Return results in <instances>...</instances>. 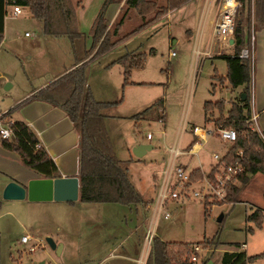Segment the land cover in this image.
Instances as JSON below:
<instances>
[{"label":"rangeland","instance_id":"374dc122","mask_svg":"<svg viewBox=\"0 0 264 264\" xmlns=\"http://www.w3.org/2000/svg\"><path fill=\"white\" fill-rule=\"evenodd\" d=\"M154 1L164 5L167 0ZM12 10L13 7L7 9L5 38L0 47V108L3 110L30 86V75L53 73L70 52L69 39L46 36L42 21L34 18L28 7H22L18 17H12ZM217 11L207 0H190L168 20H158L125 40L100 60L101 63L92 62L88 71L99 98L123 100L119 106L107 111L119 116V122L114 127L109 124V129L119 160L129 171V177L143 199L150 203L151 210L143 214L140 205L137 209L80 201L73 204L53 201L37 207L30 201L2 199L1 264H145L156 237L164 242L198 244L209 241L211 244L206 249L201 247L196 264H215L218 259L222 263L226 252H241L249 257L264 253V228L255 229L254 233L248 231L249 227L255 228L247 222L249 211H252L251 201L228 203L225 201L228 190L222 196L216 195L215 180L207 179L206 174L201 181L178 182L168 152V148L180 140V149L185 151L192 136L183 133L180 139L182 127L198 125L214 129L212 124L205 123V102L224 100L226 117L231 103L242 96L240 90L219 79L228 68L224 59L215 57L203 62V56L197 54L198 50L202 52L203 45L210 44ZM240 11L241 6L236 23ZM252 13L254 15V0ZM122 19L119 39L148 21L135 10L124 11ZM152 50L155 54H151ZM133 52L147 53L148 58L141 69L132 71L131 81L148 80L160 85L138 84L123 88V69L119 66V70L113 69V77H110L117 87L115 92L111 89L108 94L105 77L99 73L101 65ZM171 52L177 55L171 57ZM162 98L165 99L164 122L130 119ZM213 115L214 119L219 118V111L215 110ZM252 127L255 128L254 124ZM149 135L151 139H148ZM139 145L154 147L141 161L133 152ZM225 151L226 145L216 133L197 156L178 159L176 165L188 167L186 170L176 167L183 168L187 174H191L194 167L209 169L216 163L214 155L222 157ZM169 183V192L178 193L179 199H171L160 208V192ZM249 190L250 195L257 198L261 196L260 192L264 193V185L253 184ZM193 193L201 196L195 197ZM204 201L212 203L207 214ZM167 215L168 219L165 218ZM27 234L33 240L29 245H22L20 240ZM48 239L63 245L61 254L51 248ZM215 239L220 243L218 247L214 244ZM243 244L247 247L243 248ZM32 246H37V250L30 253ZM250 264H264V258Z\"/></svg>","mask_w":264,"mask_h":264},{"label":"trees","instance_id":"16d2710c","mask_svg":"<svg viewBox=\"0 0 264 264\" xmlns=\"http://www.w3.org/2000/svg\"><path fill=\"white\" fill-rule=\"evenodd\" d=\"M116 1L105 0L89 35L82 33L78 25L77 10L81 7L83 0H16V4L28 7L34 18L42 21L45 35L56 38L66 37L71 44L77 67L39 92L34 99L61 108L81 132L80 173L77 177L80 181L79 201L87 204H116L128 207H139L140 205L146 213L149 203L136 189L129 177L128 170L119 160L106 127L105 117L102 114L103 110L116 106L122 101L118 103L98 102L88 87L86 71L92 62L106 56L125 40L148 28L170 11L184 6L190 0H167L164 5L158 4L154 0H125L119 19L109 28L106 18L107 9ZM220 1L216 0L218 6L221 5ZM239 2L241 11L237 23V39L234 44L235 55L221 56L227 63L228 75L219 79L222 82L229 81L234 88L244 87V85L246 87L242 96L231 103L232 108L227 112L226 117L224 100L207 101L204 104L207 122H214L217 129H234L238 134L236 142L230 146L227 154L223 157V162L227 165L241 164L244 168V172L239 174L228 188L226 201L231 204L241 201L242 189L236 185V182L246 185L249 182V176L259 173L264 175V138L252 127L253 122L251 121L252 61L240 58L242 50L251 46L253 34L264 31V0H254V15L252 0H239ZM6 3L7 0H0V47L5 36ZM126 10L127 13L130 10H135L138 16L148 21L134 32L119 39V32L124 20H120V17ZM89 38L91 45L88 48ZM151 54H155V51L152 50ZM147 58V53L133 52L112 64L123 68V88L135 84L130 79L132 71L142 68ZM244 95L245 100H243ZM164 107L165 100L162 98L130 119L164 122ZM215 110L219 111V118L212 120ZM13 111H8L4 116L5 120L12 121L9 127L13 132V138L2 139L0 136V144L6 150L17 153L21 157L23 165L41 175L43 179L61 178L53 159L42 146L38 147L40 141L33 130L24 122L11 119ZM218 170L219 167L208 174L207 178L215 180ZM203 176L204 174L200 170L191 173L193 182L201 181ZM204 203L207 214L208 207L212 203L209 201H204ZM247 222L255 226V228L249 227L250 233H254L255 229H263V212L254 210L248 215ZM216 243V247H218L220 243L215 239L214 244ZM210 244L209 241L198 244L164 242L156 237L153 239L152 248L145 264H196L192 261L195 246L206 249ZM262 258H264V253L256 257H249L241 252H226L222 263L218 259L215 264H250Z\"/></svg>","mask_w":264,"mask_h":264},{"label":"crops","instance_id":"0c3cea01","mask_svg":"<svg viewBox=\"0 0 264 264\" xmlns=\"http://www.w3.org/2000/svg\"><path fill=\"white\" fill-rule=\"evenodd\" d=\"M104 2L105 0H83L81 7H79L77 10L78 25L82 33L89 35V31L94 21L96 20ZM124 2L125 0H117L115 3L111 4L107 9L106 18L108 20L109 28L112 26L114 22H116L119 19ZM207 2L209 5L214 4L215 7L218 9V11H217L216 19L213 23L210 44L209 46L208 43H206V45H203L204 48L202 52L198 50L197 54L203 56L202 58L203 62L207 59L221 57L223 55L234 56L235 55L234 45L227 46L219 37L217 38V36L214 35L215 23L218 14L221 10L222 4L218 6L216 0H207ZM176 10L177 9L170 11L160 20H166V19L168 20ZM26 36H28V34H26ZM62 38H66V37H59L58 39H62ZM215 38L217 39L215 40ZM90 45H91V39L89 38L88 48L90 47ZM106 56L95 61V63L98 64L101 63L100 60H102ZM62 61L63 62L61 63V66L58 69H56L53 73L47 74L46 72L43 74L39 73V74H34L32 76L30 75V77H28L30 81L29 82L30 86L25 91H23L21 95H19L16 99H14L13 103L9 107H6L4 110L0 108V111L8 112L10 110H14L11 114V119L13 121H22L33 130L38 140L40 141V146H42L47 151L49 156L53 159V161L57 165L60 177H78L80 173V159H81L80 130L73 124V122L70 120L66 112L63 111L61 108L34 99V97H36L39 94V92L46 89L48 86H50L51 84L62 78L63 76L67 75L77 67L75 65L74 56L72 54L71 44H70L69 54L67 53V57L65 59L62 58ZM115 61L116 60L101 65V70H100L101 72H99L103 77H105L104 82L105 85L107 86L105 90H107L108 94L109 91H111V89L115 92V89L117 87L116 83L113 82V79L110 78L113 77L111 74L114 68H117L119 70L118 68L119 65L117 64L112 65ZM199 63L200 62L198 61V65ZM91 66L92 64H90L87 68L86 78H87L88 87L93 93L95 99L98 102H102V103H118L119 101H111V99H109L108 97L102 99L98 97V95L96 94L95 90L92 87L91 74L88 72ZM227 75H228V68L224 70V73L221 74V77H226ZM131 82L135 84L126 87V89L134 87L135 85L138 84L141 85L146 84V86L160 85V83H155L148 80H135ZM227 84H229L230 86L229 81L225 82V85ZM250 86H251V103H250L251 113L252 116L253 115L257 116V126L256 125L254 126L256 131H258L261 134V136L264 138V31H258L255 33V66L253 68L252 81ZM237 90L243 92V87H238ZM252 95L254 96L253 103H252ZM116 106H119V104ZM16 107L18 108L16 109ZM111 108L112 107L103 110L102 114L105 117L106 127L111 142L113 144L114 150L117 154V146L115 144L114 139L112 138L113 135L109 129V124L112 127H114L115 124L119 122V116L112 115V112H107ZM206 120L207 118L205 115V123H207ZM212 120H214V116L212 117ZM210 124L213 125L214 129H207L206 126L201 127L198 125H193V127L191 128H185V126L182 127L180 139L182 138V135L186 133H189L192 137L190 142L185 146V151L180 149L184 153L180 157L188 156V155L197 156L200 153L204 144H208L210 139L213 138V136L216 134L215 131L217 127L215 123L212 122ZM195 128H199L198 133L194 132ZM213 130L214 132H212ZM210 132H212L214 135L213 134L210 135L209 134ZM223 143L226 145V151L224 152L223 155H221L222 157H224L227 154L230 145H232L225 142ZM175 145H179L180 148L181 140L179 142H175L173 147ZM173 147L168 148L169 149L168 152H170V149ZM180 157H178L175 160L174 165L173 164L172 165L174 167L181 166L186 170L188 167L182 164L176 165V162ZM213 159L215 160L214 157ZM141 160L142 159H138V161ZM215 161L216 163H214L209 169H205L202 166L199 168L194 167L190 171V173H193V171L195 170H200L202 174L208 175L212 171H214L217 167L220 168L219 162L217 160ZM173 172L175 173V171ZM36 178H42V176L25 167L21 161V157L17 153L6 150L0 144V203L1 200L3 199L4 190L9 183L17 182L23 186H26L31 180ZM174 181L172 182L174 183ZM256 183L258 185H262V186L264 185V175L262 173H259L254 176H249V182L246 185H243L241 182H236V185L242 189L241 201L245 199L251 201L250 203L253 207L250 206L251 207L250 210L252 211H249V214H251L254 210H260L262 212L264 211V193L260 192L261 196H258L257 198H254L249 193L250 192L249 187H251L253 184ZM24 201H28V200H24ZM153 202L154 201H152V203ZM245 203L249 204L248 202ZM35 205H37V207H42L40 206L42 205V203H38V204L35 203ZM148 210H151L150 203L149 206L147 207L146 213ZM142 211L143 214H146L143 209Z\"/></svg>","mask_w":264,"mask_h":264},{"label":"built area","instance_id":"2783aa9c","mask_svg":"<svg viewBox=\"0 0 264 264\" xmlns=\"http://www.w3.org/2000/svg\"><path fill=\"white\" fill-rule=\"evenodd\" d=\"M241 6L239 0H224L222 3L221 10L218 14L215 27H214V35L219 37L227 46H231L230 42L231 40L237 39V33H238V26L236 23V16L238 8ZM9 7H13L12 10V17H18L22 14V7L20 5L16 4V0H7L6 3V18L9 15L7 9ZM172 57L176 56L175 52L171 53ZM240 58L244 60L250 59L252 61V67L254 68L255 64V33L252 36V43L250 47H247L242 50L240 54ZM254 96L252 95V103H253ZM7 114V112H1L0 111V136L2 139H11L13 138V132L10 130L9 125L12 123L10 120H5L4 116ZM252 122H254V125L257 126V116L253 115ZM199 128H195L194 132L198 133ZM220 138L221 141L229 144H233L236 142L238 138V134L236 130L234 129H228V128H221L216 129L215 131ZM210 135L213 133L210 132ZM151 135L148 136V139H151ZM40 147V145L38 146ZM170 154L172 161L171 163L174 165L175 160L183 155L184 153L180 150L179 145H175L173 148L170 149ZM241 154V153H240ZM215 160H217L220 164V168L218 172L216 173L215 177V193L218 196H222L226 190H228L230 184L232 181L239 175L244 172V168L241 164L237 165H227L223 162V157H220L219 155H214ZM174 171L176 174V178L178 182H181L182 184L188 183L191 181V174H187L183 168L174 167ZM209 179V178H207ZM210 180V179H209ZM210 187L213 189V186L209 184ZM169 186L166 185L165 190H161L159 198H160V208L163 207L165 202L168 200H176L179 199V194L175 192H169ZM168 189V190H167ZM228 192V191H227ZM193 196L200 197V193H193ZM227 196V194H226ZM226 201V197H225ZM166 219L169 218V215L165 217ZM151 233V232H149ZM149 236V234H148ZM33 239L29 235H25L21 239L22 245H29L30 242ZM247 245L243 244V248H246ZM37 250V246H32L29 250L30 253H33ZM200 246H195L194 248V256L192 258V261L197 263L199 260V253L201 252Z\"/></svg>","mask_w":264,"mask_h":264},{"label":"water","instance_id":"95a60500","mask_svg":"<svg viewBox=\"0 0 264 264\" xmlns=\"http://www.w3.org/2000/svg\"><path fill=\"white\" fill-rule=\"evenodd\" d=\"M231 45L235 44V40H231ZM245 95L243 100H245ZM152 145H139L133 152L136 158L142 159L144 155L153 150ZM80 198V181L77 177H61L58 179L36 178L31 180L26 186L17 182L9 183L3 194L6 201H24L28 200L32 203L45 202H62L74 203ZM49 245L58 254L63 251V245H58L52 239H48Z\"/></svg>","mask_w":264,"mask_h":264}]
</instances>
